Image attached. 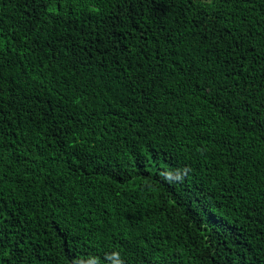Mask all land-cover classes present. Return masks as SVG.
Returning a JSON list of instances; mask_svg holds the SVG:
<instances>
[{"label":"trees","instance_id":"trees-1","mask_svg":"<svg viewBox=\"0 0 264 264\" xmlns=\"http://www.w3.org/2000/svg\"><path fill=\"white\" fill-rule=\"evenodd\" d=\"M0 264H264V0H0Z\"/></svg>","mask_w":264,"mask_h":264}]
</instances>
